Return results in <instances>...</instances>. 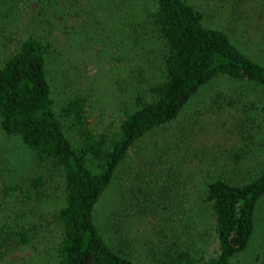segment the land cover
<instances>
[{"label":"trees","instance_id":"16d2710c","mask_svg":"<svg viewBox=\"0 0 264 264\" xmlns=\"http://www.w3.org/2000/svg\"><path fill=\"white\" fill-rule=\"evenodd\" d=\"M22 1L0 0V135L18 143L21 154L11 162L25 168L0 165V204L11 199L10 210L0 209V262L51 225L59 228L60 240L53 252L47 251L44 264H135L129 253L116 248L98 217V205L128 153L174 120L200 87L219 75L252 83L264 95V63L222 28L205 24L203 12L187 0H150L144 8L138 0H89L76 34L83 32L85 44L80 46L100 47L115 89L116 120L95 129L88 120V91L68 92L57 106L49 66L56 63L60 74L70 69L47 37L52 32L44 26L48 19L31 15L44 26L41 34L21 25ZM53 5L54 0H40L37 7L55 12ZM54 51L56 61L51 62ZM69 129L78 133V143ZM155 143L149 142L153 150ZM144 164L145 169L136 170V182L128 185L130 198L134 212H151L157 232L147 259L139 264H241L233 257L253 237L264 197V165L236 160V180L227 172L210 174L199 195L201 208L190 216L186 209L181 222L167 213L164 197L167 170L175 165H159L150 170L156 175L146 179L139 173L153 166ZM53 187L62 196L56 202L49 200ZM208 212L210 220L205 219ZM113 224L106 226L114 230ZM27 264L43 263L34 259Z\"/></svg>","mask_w":264,"mask_h":264},{"label":"rangeland","instance_id":"374dc122","mask_svg":"<svg viewBox=\"0 0 264 264\" xmlns=\"http://www.w3.org/2000/svg\"><path fill=\"white\" fill-rule=\"evenodd\" d=\"M149 1L138 0V5L141 8L147 7L150 5ZM187 1L203 12L205 24L222 28L249 56L264 63V0ZM39 2L40 0L22 1L21 25L36 34L43 33L44 26L52 27V32L47 37L59 47L61 62L67 63L70 69L68 74H60L61 70L56 67V63L49 66L50 75L54 78L52 94L57 106L62 104L68 92L88 91V120L92 126L100 129L112 119L116 120L115 89L110 81V66L101 56L97 44L90 46L91 48L82 47L79 43L85 44L83 32L76 34L83 25V7L91 2L54 0L55 12L50 9L40 12L37 7ZM80 9L81 12L75 15L74 12ZM31 15H36L38 19H48L50 24L43 26L33 22ZM72 25L77 29L73 30ZM68 29L71 35L67 34ZM94 35L98 37L97 33ZM56 56L54 51L51 62L56 61ZM123 63V60L119 61V65ZM68 82L71 86H66ZM93 89L94 93L91 91ZM263 104L264 95L258 86L219 75L200 87L174 120L140 139L128 153L112 185L98 205L99 220L104 223V229L111 235L116 248L129 253L135 264L143 263L147 257L150 240L156 236V220L147 210L144 213L134 212L135 200L130 198L131 191L128 187L136 182L135 173H138V167L145 169L144 163L153 166L146 169L147 173H139L146 179L156 175V172L150 170L159 169V165H175L174 170H167L168 194L164 197L168 206L167 213L181 222L186 219V209L190 216L197 207L201 208L199 195L205 179H209L210 174L225 175L223 172H227L236 180V160L244 161L251 167L264 165ZM68 134L78 143L76 130L69 129ZM152 139H155L156 150L149 144ZM18 150V143L0 135L1 166L5 164L7 170L17 167L24 171L25 168L20 163L13 165L11 162V159H18L21 154ZM224 163L228 165L225 167ZM13 171L17 172V169ZM239 177L242 175L239 174ZM59 193L60 189L53 187L49 200L58 201L62 198ZM10 200L0 204V209L10 210ZM143 207H146V204ZM210 217L208 212L205 219L210 220ZM113 222L117 224L114 230L106 226L108 223L111 228L114 227L111 226ZM256 222L248 248L236 254L234 261L241 264H264V197L256 211ZM59 240V228L50 225L28 246L10 250L0 264H27L34 259L44 264L45 258H49L48 252L54 251Z\"/></svg>","mask_w":264,"mask_h":264}]
</instances>
